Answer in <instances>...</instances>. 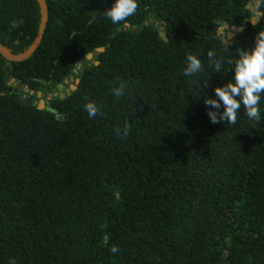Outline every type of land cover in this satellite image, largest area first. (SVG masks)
I'll list each match as a JSON object with an SVG mask.
<instances>
[{"label": "trees", "instance_id": "trees-1", "mask_svg": "<svg viewBox=\"0 0 264 264\" xmlns=\"http://www.w3.org/2000/svg\"><path fill=\"white\" fill-rule=\"evenodd\" d=\"M249 1L137 0L113 24L112 0H46L35 52L0 55V264H264V93L259 120L241 106L235 124L212 123L205 104L264 31ZM39 22L36 0H0L13 53ZM223 26L242 28L227 45ZM189 53L202 71L184 73ZM68 76L79 83L62 98Z\"/></svg>", "mask_w": 264, "mask_h": 264}, {"label": "clouds", "instance_id": "clouds-1", "mask_svg": "<svg viewBox=\"0 0 264 264\" xmlns=\"http://www.w3.org/2000/svg\"><path fill=\"white\" fill-rule=\"evenodd\" d=\"M261 4H264V0H257L256 7L259 8ZM137 7V0H112L111 6L103 12L113 24H120L132 16ZM214 55L212 51L208 53L210 58ZM230 63H232L231 81L214 88L213 91L218 99H205V104L210 105L212 109L207 113L210 121L216 123L226 120L235 124L241 106L250 119L259 120L261 93H264V31H259L254 36L252 46L240 49L238 57ZM214 67L219 71L221 63L215 62ZM202 68L201 60L196 55L189 53L186 56V66L183 69L186 75L196 74L202 71ZM114 91L120 94L122 90ZM221 105L222 111L217 113L215 109L220 108ZM85 110L89 117H94L98 112L97 106L91 102L85 105ZM111 251L116 253L118 249L113 246Z\"/></svg>", "mask_w": 264, "mask_h": 264}, {"label": "water", "instance_id": "water-1", "mask_svg": "<svg viewBox=\"0 0 264 264\" xmlns=\"http://www.w3.org/2000/svg\"><path fill=\"white\" fill-rule=\"evenodd\" d=\"M38 6H39V13H40V22H39V26H38V30H37V33L34 37V39L32 40L31 44L28 46L27 49H25L24 51L20 52V53H13L10 49H8L7 47H5L4 45H2L0 43V55L7 61L9 62H21V61H24L26 59H28L34 52L35 50L38 48L41 40H42V37L44 35V32H45V29H46V26H47V21H48V10H47V4H46V0H36ZM249 4H246V7H248ZM262 13L259 12L258 13V16L257 17H252L251 18V23L252 24H256L259 19H260V15ZM222 27L219 28V31ZM242 29V28H240ZM229 35H234L235 36V33L233 32H230L228 33ZM228 35V37H229ZM160 36L164 39V40H167V36L164 32L160 31ZM230 40V39H229ZM225 45L228 44V42H224ZM104 51V48L103 47H99V48H96V52L100 53ZM98 53H95V52H90L86 55V58L88 60H91L93 57L98 59L99 58V54ZM84 60H79L77 63H76V68L80 69L81 72L84 71ZM11 77L10 73H7L5 76H4V81L8 84H11V82H9V78ZM70 76L67 77V79L70 80ZM12 81H15L14 78H11ZM79 83V79H76L75 80V84H78ZM75 84H71V89L74 90L76 88V85ZM67 86L66 82H63L62 84H57V91H59V94H60V97H64V94H62V90ZM31 92H33V90H31ZM42 95L41 92H37V97L39 98V103L37 105V108L38 109H44L45 108V101L40 98V96ZM20 98H24V94H20L19 95ZM50 97H48L49 99ZM32 99V96L29 95L26 99H25V103H28L30 102Z\"/></svg>", "mask_w": 264, "mask_h": 264}, {"label": "rangeland", "instance_id": "rangeland-1", "mask_svg": "<svg viewBox=\"0 0 264 264\" xmlns=\"http://www.w3.org/2000/svg\"><path fill=\"white\" fill-rule=\"evenodd\" d=\"M250 9L252 10L253 12V17H257L258 16V11L256 10V7H255V0H250L249 1V6ZM238 31H240V28H236V27H227V26H223L221 29H220V35L223 39L224 42H227L229 39H231L233 37V35H229L228 33L230 32H234V33H237ZM229 35V37H228ZM9 81L12 82L11 78H9ZM14 83V82H13ZM12 83V84H13ZM71 84H73V78L71 77L70 80H68V83H67V87L66 89H63L62 90V94H65L69 91V89H71ZM13 85H17V82ZM19 90H22V93L24 94V96H26L27 94H34V92H31L28 90V88L25 86H20V89ZM58 92L56 90H53L52 93H47L46 96L48 97H51L52 95H56ZM40 98L43 99V94L40 96ZM38 102V101H36ZM39 103V102H38Z\"/></svg>", "mask_w": 264, "mask_h": 264}, {"label": "flooded vegetation", "instance_id": "flooded-vegetation-1", "mask_svg": "<svg viewBox=\"0 0 264 264\" xmlns=\"http://www.w3.org/2000/svg\"><path fill=\"white\" fill-rule=\"evenodd\" d=\"M70 77H72V76H70ZM70 79H71V78H70ZM68 80H69V79H66L64 82H66V84H67V83H68ZM9 82H10V81H9ZM13 82H14V83H13ZM12 83L15 84L16 81H12V82H11V85H13ZM15 86H16V85H15ZM66 87H67V86H66ZM66 87H65L64 89H66ZM33 92H34V91H33ZM68 92H69V91H68ZM22 94H23V93H22ZM29 95H31V96H32V99H33V94H29ZM29 95H28V96H29ZM36 96H37V93H36ZM24 97H25V96H24ZM32 99H31V100H32ZM43 100L45 101V103H46V100H48V96H46V94H43ZM38 102H39V98H38ZM38 102H37V103H38Z\"/></svg>", "mask_w": 264, "mask_h": 264}]
</instances>
